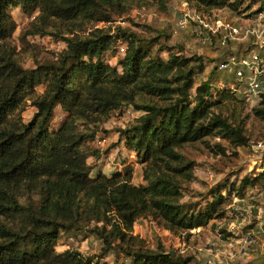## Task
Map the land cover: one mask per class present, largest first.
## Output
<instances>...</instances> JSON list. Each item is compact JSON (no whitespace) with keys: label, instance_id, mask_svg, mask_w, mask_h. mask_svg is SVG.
Wrapping results in <instances>:
<instances>
[{"label":"trees","instance_id":"obj_1","mask_svg":"<svg viewBox=\"0 0 264 264\" xmlns=\"http://www.w3.org/2000/svg\"><path fill=\"white\" fill-rule=\"evenodd\" d=\"M169 1L0 0V264H192L190 255L160 242L151 246L133 232L135 222L147 217L187 237L191 229L226 218L230 203L247 190H264L262 162L238 180L210 186L201 198L187 196L196 162L185 154L197 144L222 155L249 146V116L264 122V75L256 102L244 113L249 96L217 69L223 56L197 82L205 71L202 55L168 45V34L95 26L141 6L165 10ZM184 1L207 14L249 9H241V0ZM259 5L246 16L262 14ZM14 7L31 17L23 41L39 35L63 43L54 59L36 61L31 43L13 44ZM251 44L225 55L257 45ZM29 55L30 68L24 66ZM27 106L33 111L25 120ZM123 108L138 113L117 130L127 159L105 170L96 161L110 158V150L101 151L97 133ZM62 233L94 236L101 248L94 254L69 245L58 251ZM218 235L238 237L223 229Z\"/></svg>","mask_w":264,"mask_h":264},{"label":"rangeland","instance_id":"obj_2","mask_svg":"<svg viewBox=\"0 0 264 264\" xmlns=\"http://www.w3.org/2000/svg\"><path fill=\"white\" fill-rule=\"evenodd\" d=\"M259 4L264 5V0H241V9L249 6V9L242 14H237L229 9H215L211 13L207 14L199 13L190 4L184 0H170L167 3L165 10H159L155 6H141V8H134L131 11L122 14L120 17H115L111 23H101L95 25L97 27L101 25L110 24L112 27L127 26L131 29H135L138 32L156 34L157 31L168 34L163 41L168 45L179 46L186 54H198L202 55L205 62V71L196 76V81L206 78V76L213 71L215 63L222 56L224 57L226 51H235L241 48L246 50L248 46H253L251 43H257L256 38L247 36L246 38L238 36L236 39L230 40L226 45L221 46L219 44V35H209L205 44H201L199 38L193 32L194 25H197L193 19L189 18L183 29L176 27V21L180 17L181 13L188 12L195 17L196 15L204 17L206 22L213 25L215 20L227 21L228 23L240 26L245 31L249 27H257L260 30H264V12L257 17L246 16L247 12L259 8ZM12 16L15 22V30L13 34V44L18 48L23 46L24 41L33 45V52L36 53V61L52 60L55 58L56 53L63 47V43L58 39L55 40L49 36H33L28 35L22 40V31L26 29L31 17L25 15L18 7L12 9ZM202 18V19H204ZM149 27L150 29L145 28ZM124 45V44H123ZM165 56L166 53L163 52ZM222 57V58H223ZM115 58H112L111 62L114 63ZM25 67H34V58L29 55L24 61ZM215 73L214 75H216ZM227 78V77H226ZM231 77L228 76V80ZM225 78L219 77L216 80L219 84ZM41 86L37 85L36 91H41ZM256 96H249L247 105L245 106L244 113L250 112V106L256 102ZM33 107L27 106L23 111L22 116L25 120L31 117ZM138 113L132 111L129 108H123L120 111H115L113 115L102 124L101 130L97 133L99 138V145L101 151L104 149L110 150V158L104 159L100 157L96 164H99L101 168L108 169L118 163H122L125 156V149L120 148V144H117L118 133L117 130L123 128L125 123ZM246 132L250 134L249 146L239 147L236 149L238 155H232L229 151L226 155L215 154L209 149L205 148L202 144H197L194 147H187L185 154L192 158L196 164L194 166V175L196 178L190 183V190L187 192V196H194L195 199L203 197L210 186H213L217 182L226 180L240 179L250 172H254L258 169L260 164L264 162V122L258 121L252 115L246 122ZM217 139H211L213 142ZM261 140L263 141V147L256 149L252 147V142ZM117 160V163L113 159ZM127 159V158H126ZM131 159V158H130ZM92 159H90L91 161ZM135 182H141L140 166L136 163L133 165ZM199 193V194H198ZM246 197L242 200L234 199L227 208V217L221 220H213L206 227L189 230V235L174 234L164 228L158 226L150 218L139 219L135 222L133 232L142 237L146 242L151 244H157L160 242L165 249H171L183 256H191L192 264H204V257L206 254L207 246H214L219 249L220 252H225L224 240L218 231L223 229L226 231V224L235 221L240 227L247 225L249 219L252 220L255 208L260 207L264 209V190H260L258 187H252L245 193ZM201 200V199H200ZM227 232V231H226ZM70 237V238H69ZM222 239V240H220ZM56 250L61 251L68 245L77 248L79 251L85 254H94L101 248V242L96 240L94 236H88L81 238L80 234L73 235L62 233L56 240ZM233 247L236 244L233 243ZM231 247L229 251L233 248ZM228 248H226V251ZM249 259L255 258V252L253 251L249 256ZM238 264H244L243 260H238Z\"/></svg>","mask_w":264,"mask_h":264},{"label":"built area","instance_id":"obj_3","mask_svg":"<svg viewBox=\"0 0 264 264\" xmlns=\"http://www.w3.org/2000/svg\"><path fill=\"white\" fill-rule=\"evenodd\" d=\"M189 18L197 23V25H194L193 32L199 38L201 44H205L209 39L207 34L219 35L221 46L242 35L245 38L247 36L256 38L257 45L255 48L249 49L247 52L239 51L236 54H226L217 62V69L228 74L234 83L237 82V86L243 93L247 96H256L260 90L259 76L264 75V30L249 27L243 31L240 26L227 21L222 22L218 19L214 21L213 25H210L204 17L199 15L193 17L188 12L181 13L176 21V27L183 29ZM119 50L123 52V46ZM252 147L261 149L263 141L252 142ZM255 209L252 220L249 219L247 223V225H251L246 230H244V227L247 225L240 227L235 221L226 224V231L238 234V237L220 239L224 243L225 252H220L212 245L207 246L204 264H238V260H243L244 264H264V209L260 207ZM233 243L236 244V247H233ZM231 247L233 248L229 251ZM226 248H228L227 251ZM253 251L255 252V258L249 259L248 256Z\"/></svg>","mask_w":264,"mask_h":264},{"label":"water","instance_id":"obj_4","mask_svg":"<svg viewBox=\"0 0 264 264\" xmlns=\"http://www.w3.org/2000/svg\"><path fill=\"white\" fill-rule=\"evenodd\" d=\"M171 252H174V251H171Z\"/></svg>","mask_w":264,"mask_h":264}]
</instances>
